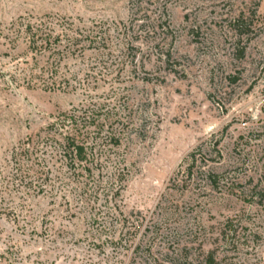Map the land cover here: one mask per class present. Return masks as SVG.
Masks as SVG:
<instances>
[{
    "label": "rangeland",
    "instance_id": "obj_1",
    "mask_svg": "<svg viewBox=\"0 0 264 264\" xmlns=\"http://www.w3.org/2000/svg\"><path fill=\"white\" fill-rule=\"evenodd\" d=\"M41 20L82 55L31 50L17 24ZM73 111L102 174L69 178L43 140ZM208 252L264 264V0H0V264Z\"/></svg>",
    "mask_w": 264,
    "mask_h": 264
},
{
    "label": "trees",
    "instance_id": "obj_2",
    "mask_svg": "<svg viewBox=\"0 0 264 264\" xmlns=\"http://www.w3.org/2000/svg\"><path fill=\"white\" fill-rule=\"evenodd\" d=\"M246 18L243 13L233 18L232 29L239 37L245 32L243 28L247 26ZM17 26L22 28V33L25 34L29 47L34 52L48 51L51 54L62 53V56L82 55V51H77L76 48L79 39L77 36L71 35V32H73L71 29L64 28L63 31L56 32L54 24L49 20H41L37 23H19ZM17 26L13 24V31L16 34L20 30ZM63 39L67 43L65 47L62 46ZM63 47L65 51H63ZM94 120V117H89L85 112H63L46 127L43 140L49 141L50 153L62 159L64 167L69 171V178H74L78 175L83 176L84 173H87L85 178H89L93 174V169H98L99 174H102L101 169L103 164L100 157L102 149L96 139L89 140L91 137L89 129L86 127V124L93 123ZM98 130L100 131V129ZM98 130L96 133L100 135ZM112 138L117 139L116 136H112L110 140ZM22 152L27 153L29 150L24 146ZM190 157V162L193 164L196 159L193 154ZM106 159H109V157L106 156ZM85 185H88V183H85ZM97 188H102L106 192H109L110 189L113 190V183H111L110 188L102 187L101 185H97ZM81 189L82 187L80 188L82 194L84 192ZM119 189H114V191L119 193ZM117 213L118 216H122L119 210H117ZM118 216L114 217L115 221L119 220ZM123 221H126L125 217ZM198 264H219V262H217L213 252H208Z\"/></svg>",
    "mask_w": 264,
    "mask_h": 264
}]
</instances>
